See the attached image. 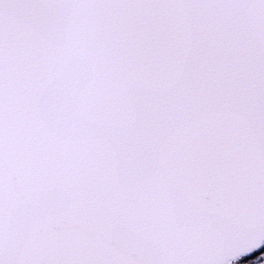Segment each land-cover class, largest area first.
Segmentation results:
<instances>
[{
	"label": "snow or ice",
	"instance_id": "obj_1",
	"mask_svg": "<svg viewBox=\"0 0 264 264\" xmlns=\"http://www.w3.org/2000/svg\"><path fill=\"white\" fill-rule=\"evenodd\" d=\"M264 0H0V264H264Z\"/></svg>",
	"mask_w": 264,
	"mask_h": 264
},
{
	"label": "rangeland",
	"instance_id": "obj_2",
	"mask_svg": "<svg viewBox=\"0 0 264 264\" xmlns=\"http://www.w3.org/2000/svg\"><path fill=\"white\" fill-rule=\"evenodd\" d=\"M262 251H264V246H261L260 249H257L256 251H254L248 257H245V259L250 260L252 257L259 256V253L262 252Z\"/></svg>",
	"mask_w": 264,
	"mask_h": 264
}]
</instances>
